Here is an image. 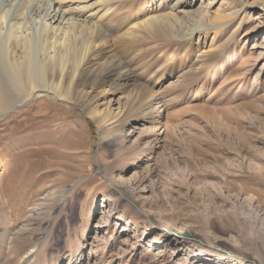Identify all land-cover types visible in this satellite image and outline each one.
Wrapping results in <instances>:
<instances>
[{"label": "rangeland", "instance_id": "obj_1", "mask_svg": "<svg viewBox=\"0 0 264 264\" xmlns=\"http://www.w3.org/2000/svg\"><path fill=\"white\" fill-rule=\"evenodd\" d=\"M172 1L112 0L142 89L0 119V264H264V0H212L214 26L186 17L185 36L168 20L125 34Z\"/></svg>", "mask_w": 264, "mask_h": 264}, {"label": "bare ground", "instance_id": "obj_2", "mask_svg": "<svg viewBox=\"0 0 264 264\" xmlns=\"http://www.w3.org/2000/svg\"><path fill=\"white\" fill-rule=\"evenodd\" d=\"M172 2L168 14L149 13L144 19L128 23L125 34L137 37L141 27L168 20L183 36L186 27L182 21L186 17L197 19L201 26H214L206 21L212 14V0ZM117 11L119 6L112 0H0V119L35 97L44 101L53 95L63 101L82 102L91 93L85 90L87 85L142 89L144 86L135 82L126 61L115 53L117 36L114 38L115 31L107 20ZM188 29L191 33L197 30ZM102 56L106 62L100 67V62L94 60ZM141 93L137 91L136 96ZM106 103L108 107L114 103L122 106L116 96H110ZM87 110L96 114V108ZM103 113L96 114L102 121L109 114Z\"/></svg>", "mask_w": 264, "mask_h": 264}]
</instances>
